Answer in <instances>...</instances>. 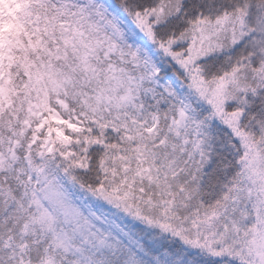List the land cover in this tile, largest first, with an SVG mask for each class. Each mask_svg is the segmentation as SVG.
Instances as JSON below:
<instances>
[{"label":"snow or ice","instance_id":"6c2138e0","mask_svg":"<svg viewBox=\"0 0 264 264\" xmlns=\"http://www.w3.org/2000/svg\"><path fill=\"white\" fill-rule=\"evenodd\" d=\"M0 264H264V0H0Z\"/></svg>","mask_w":264,"mask_h":264}]
</instances>
